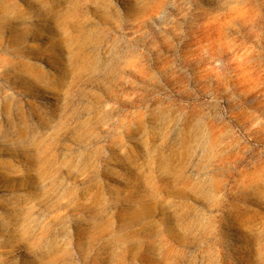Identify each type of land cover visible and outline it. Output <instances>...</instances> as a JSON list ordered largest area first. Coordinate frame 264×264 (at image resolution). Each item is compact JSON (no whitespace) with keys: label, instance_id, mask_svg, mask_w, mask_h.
Instances as JSON below:
<instances>
[{"label":"rangeland","instance_id":"obj_1","mask_svg":"<svg viewBox=\"0 0 264 264\" xmlns=\"http://www.w3.org/2000/svg\"><path fill=\"white\" fill-rule=\"evenodd\" d=\"M0 264H264V0H0Z\"/></svg>","mask_w":264,"mask_h":264}]
</instances>
